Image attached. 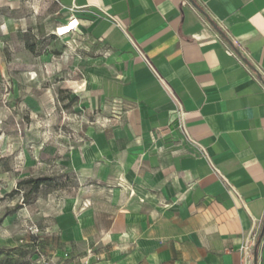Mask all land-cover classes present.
I'll return each mask as SVG.
<instances>
[{"label":"crops","instance_id":"0c3cea01","mask_svg":"<svg viewBox=\"0 0 264 264\" xmlns=\"http://www.w3.org/2000/svg\"><path fill=\"white\" fill-rule=\"evenodd\" d=\"M54 1L56 25L78 22L82 42L68 44L92 51L28 50L38 9L4 0L0 38L17 43L0 74L18 70L22 83L41 61L50 108L62 83L81 107L118 110L68 148L50 145V172L72 188L56 205L50 264H264V0ZM17 92L39 106L32 88Z\"/></svg>","mask_w":264,"mask_h":264},{"label":"rangeland","instance_id":"374dc122","mask_svg":"<svg viewBox=\"0 0 264 264\" xmlns=\"http://www.w3.org/2000/svg\"><path fill=\"white\" fill-rule=\"evenodd\" d=\"M20 1L28 9L31 5L38 9L36 31L31 30L28 20L23 32L28 50L50 56L47 52L52 46L58 59H62L64 47L92 51L68 44L82 42L73 36L76 32H67L77 23L58 19L56 25L54 20L62 15L54 0ZM2 16L0 12V20ZM26 16L30 15L23 9ZM16 43L9 37L0 38V58L9 54L10 46L14 49ZM19 78L14 69L0 74V264L50 263L57 259L61 248L58 232L53 229L56 205L72 193V188L65 187L58 177L61 173L50 172V145L68 148L83 137L86 122L109 116L113 108L81 107L66 89L60 88L62 83L56 86L58 102L50 108V69L41 61L38 74L28 73L27 81L22 83ZM55 79L60 80L58 76ZM21 86L32 88L38 107L26 106L22 98L25 92H17ZM36 178L46 180L34 188L30 181ZM69 184L72 187L73 181Z\"/></svg>","mask_w":264,"mask_h":264},{"label":"built area","instance_id":"2783aa9c","mask_svg":"<svg viewBox=\"0 0 264 264\" xmlns=\"http://www.w3.org/2000/svg\"><path fill=\"white\" fill-rule=\"evenodd\" d=\"M73 21L77 22V20L74 18L71 19V22H73ZM77 26H78V22L71 29H68L67 32H69L70 30L77 32ZM113 110H118V109L115 106V107H113ZM183 118H184V112H183L182 108L179 107L176 111L174 123H175L176 128H179V129L185 131ZM200 151L205 153V150L203 147H200ZM216 172H218V171L216 170ZM229 190L235 195V197L237 199H240L239 193L237 192V190L233 186H229ZM254 223H255V221H254ZM255 244H256V232H255V226L253 225L252 228L249 229L248 233L245 235V237L242 241V244L240 246V251L245 258L250 256L253 248L255 247ZM43 264H50V263L46 262ZM71 264H82V263H71Z\"/></svg>","mask_w":264,"mask_h":264},{"label":"trees","instance_id":"16d2710c","mask_svg":"<svg viewBox=\"0 0 264 264\" xmlns=\"http://www.w3.org/2000/svg\"><path fill=\"white\" fill-rule=\"evenodd\" d=\"M51 179V177H50ZM46 179L45 178H36L32 179L30 182L34 188H37L40 184H42Z\"/></svg>","mask_w":264,"mask_h":264}]
</instances>
